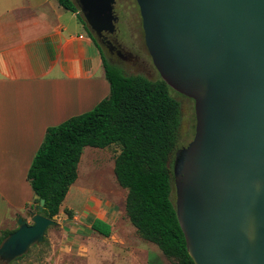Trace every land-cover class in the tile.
I'll return each mask as SVG.
<instances>
[{"label":"water","instance_id":"95a60500","mask_svg":"<svg viewBox=\"0 0 264 264\" xmlns=\"http://www.w3.org/2000/svg\"><path fill=\"white\" fill-rule=\"evenodd\" d=\"M136 1L155 67L195 102L194 137L173 162L189 254L195 264H264V0ZM74 2L104 51L116 0ZM44 205L30 211L32 223L18 217L0 246L4 264L60 226Z\"/></svg>","mask_w":264,"mask_h":264},{"label":"trees","instance_id":"16d2710c","mask_svg":"<svg viewBox=\"0 0 264 264\" xmlns=\"http://www.w3.org/2000/svg\"><path fill=\"white\" fill-rule=\"evenodd\" d=\"M58 2L77 13L87 28L74 0ZM88 34L101 51L110 94L92 110L47 128L28 171L35 201L39 205L44 198L43 214L55 219L78 179L85 147L120 145L114 170L120 185L128 190L125 208L129 220L173 264H195L175 204L173 162L175 152L183 147L182 103L175 94H182L162 77L152 80L143 74H127L109 61L89 29ZM66 213L72 217L71 210ZM91 227L106 237L112 233V226L101 219H95ZM16 229L1 231L0 246Z\"/></svg>","mask_w":264,"mask_h":264},{"label":"crops","instance_id":"0c3cea01","mask_svg":"<svg viewBox=\"0 0 264 264\" xmlns=\"http://www.w3.org/2000/svg\"><path fill=\"white\" fill-rule=\"evenodd\" d=\"M109 94L101 51L77 13L58 0H0V233L35 203L28 171L47 128Z\"/></svg>","mask_w":264,"mask_h":264},{"label":"rangeland","instance_id":"374dc122","mask_svg":"<svg viewBox=\"0 0 264 264\" xmlns=\"http://www.w3.org/2000/svg\"><path fill=\"white\" fill-rule=\"evenodd\" d=\"M116 12L119 31L115 35L135 58L114 63L127 74H143L152 80L160 78L145 43L137 1L116 0ZM104 51L108 58L106 47ZM175 95L182 103L180 146H186L195 134V102L187 96ZM120 152L121 147L117 144L105 148L85 147L78 166V179L70 187L62 211L55 217L60 226L50 227L41 244L33 245L23 257L10 264H173L156 244L138 234L126 214L128 190L120 185L114 170ZM2 205L3 202L0 208ZM37 206L35 201L30 211H36ZM66 210L72 211V217ZM11 214L9 222L12 217L14 219V213ZM97 215L112 223L109 237L92 229ZM71 218H74V229L68 225ZM27 219L32 223L30 214ZM17 226L16 221L14 227ZM65 228L69 229L68 233ZM0 264L4 262L0 260Z\"/></svg>","mask_w":264,"mask_h":264},{"label":"flooded vegetation","instance_id":"af4514ba","mask_svg":"<svg viewBox=\"0 0 264 264\" xmlns=\"http://www.w3.org/2000/svg\"><path fill=\"white\" fill-rule=\"evenodd\" d=\"M114 11L115 14L118 16L116 12V4ZM118 22H119V16H118V21L116 23V31L113 34H110V32L108 31H104L103 32L104 34L102 36H99L101 45L103 46V48L106 47L109 51L108 59L112 63L117 61L119 62L130 61L131 59L135 58V55L132 52L125 50V48L119 42L118 38L115 35L119 31Z\"/></svg>","mask_w":264,"mask_h":264}]
</instances>
